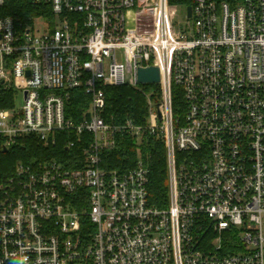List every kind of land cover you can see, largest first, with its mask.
I'll list each match as a JSON object with an SVG mask.
<instances>
[{
  "label": "built area",
  "instance_id": "built-area-1",
  "mask_svg": "<svg viewBox=\"0 0 264 264\" xmlns=\"http://www.w3.org/2000/svg\"><path fill=\"white\" fill-rule=\"evenodd\" d=\"M27 1L54 19L0 15V89L14 104L0 108V150L61 141L82 148L81 165L18 161L0 184V264H264V0ZM150 65L152 91L138 82ZM123 85L146 99L144 122L106 113L105 87ZM73 89L89 98L78 120ZM147 136L165 143L164 207L148 198ZM125 138L135 163L108 167Z\"/></svg>",
  "mask_w": 264,
  "mask_h": 264
},
{
  "label": "trees",
  "instance_id": "trees-1",
  "mask_svg": "<svg viewBox=\"0 0 264 264\" xmlns=\"http://www.w3.org/2000/svg\"><path fill=\"white\" fill-rule=\"evenodd\" d=\"M169 2L172 4H185L188 0H170ZM41 14L52 23L54 16L49 4L34 5L27 0H7L5 5L0 7V15L15 16L22 22H26L29 16ZM104 90L105 99L107 100V114L114 116L116 121L130 119L139 123L144 122L146 99L138 88L123 85L116 87L107 86ZM172 97L173 112L183 116L185 113V97L181 87L173 84ZM88 104L89 98L85 96L83 90L73 89L66 103V116H72L76 120L80 119ZM13 105V91L0 89V108ZM144 142L143 152H148L151 156L148 198L152 204L164 207L168 201V169L166 166L165 143L153 136H147ZM81 149V147L75 148V150L67 149L66 145H63L61 141L54 146L45 148L34 137L19 140L10 146L8 150H0V184L14 171L19 160L32 162L33 159L44 160L55 157L64 161L67 166H80ZM105 157L110 168L123 169L132 167L136 161L135 142L125 138L114 151L107 153ZM76 207L77 209L81 208L80 205ZM228 250L230 252L234 251L231 248Z\"/></svg>",
  "mask_w": 264,
  "mask_h": 264
},
{
  "label": "water",
  "instance_id": "water-1",
  "mask_svg": "<svg viewBox=\"0 0 264 264\" xmlns=\"http://www.w3.org/2000/svg\"><path fill=\"white\" fill-rule=\"evenodd\" d=\"M189 14L191 13L190 6L188 7ZM160 79V69L156 66L150 65L145 66L144 68L139 67L138 68V82L140 84L145 83H158ZM7 148H4V151H6Z\"/></svg>",
  "mask_w": 264,
  "mask_h": 264
},
{
  "label": "rangeland",
  "instance_id": "rangeland-1",
  "mask_svg": "<svg viewBox=\"0 0 264 264\" xmlns=\"http://www.w3.org/2000/svg\"><path fill=\"white\" fill-rule=\"evenodd\" d=\"M37 29H38L40 32H42V30H43V28H42L41 26H36V30H37ZM148 90H149V91L155 90V85H154V84H153V85H149V86H148ZM15 103H16V109H19V108L22 107V105H23V97H22L21 94H19V95L17 96Z\"/></svg>",
  "mask_w": 264,
  "mask_h": 264
}]
</instances>
